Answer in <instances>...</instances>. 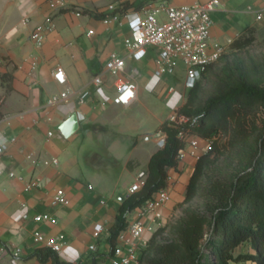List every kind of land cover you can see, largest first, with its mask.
Returning <instances> with one entry per match:
<instances>
[{"label":"crops","instance_id":"obj_1","mask_svg":"<svg viewBox=\"0 0 264 264\" xmlns=\"http://www.w3.org/2000/svg\"><path fill=\"white\" fill-rule=\"evenodd\" d=\"M163 1L180 6L209 0H66V6L59 9H52L50 0H0V145H7L0 153V248H4L0 264H56L53 257L40 259L38 255L49 241L62 244L61 253L56 255L67 264H111L109 229L122 199L131 194L137 174L146 171L150 157L159 149L157 135L151 131L185 103L188 90L185 70L183 77L156 76L157 48L148 47L142 60L127 59L125 76H133L137 84L136 101L127 107L114 104L115 79L106 75L103 84L95 86L93 78L104 69L111 52L127 56L123 42L129 27L127 18L106 27L103 17L95 15L107 14L108 5L115 3L117 10L130 17L140 11L135 10L137 6ZM219 1L211 14V42L228 49L246 27L264 32V0ZM48 16L53 18L55 29L46 32L45 44L37 48L31 32ZM24 17L29 18L26 24ZM90 30L94 31L91 36ZM181 65L178 62L176 71L184 68ZM57 66L65 70V86L54 80L52 73ZM9 82L12 88L7 91ZM64 91L70 96L52 108L53 121L48 123L41 107ZM85 91L89 95L81 101ZM154 93L167 102L165 118L145 106L143 99L158 107L148 99ZM140 108L144 109L142 114L137 112ZM73 113L83 114L85 120L67 138L60 125ZM49 130L53 131L50 138ZM143 136L151 145L147 149H140ZM121 142L129 149L125 157L116 150ZM52 158L59 159L58 165L43 163ZM193 164L189 159L168 170L164 224L179 216ZM10 172L16 177H10ZM33 179L39 181V187L25 191L24 182ZM59 188L66 191L69 206L52 204ZM22 203L27 204L26 219ZM39 214L48 215L50 220H35ZM136 217L137 211L129 221ZM96 224L103 225L98 237L93 234ZM36 232L44 242L36 239ZM152 233L148 224L145 239L149 241ZM92 244L96 251L90 250ZM11 247L22 250L19 257L9 254Z\"/></svg>","mask_w":264,"mask_h":264},{"label":"trees","instance_id":"obj_2","mask_svg":"<svg viewBox=\"0 0 264 264\" xmlns=\"http://www.w3.org/2000/svg\"><path fill=\"white\" fill-rule=\"evenodd\" d=\"M256 40V29L246 27L177 109L190 118L185 126L190 134L231 130L230 152L216 143L194 163L181 214L152 233L140 253L142 264H264V54L250 53ZM6 88L11 90L10 82ZM157 131L166 133L165 145L150 157L144 186L122 199L109 229L111 250L130 215L168 186V170L177 167L185 148L180 129L168 120ZM38 255L67 264L47 247Z\"/></svg>","mask_w":264,"mask_h":264},{"label":"built area","instance_id":"obj_3","mask_svg":"<svg viewBox=\"0 0 264 264\" xmlns=\"http://www.w3.org/2000/svg\"><path fill=\"white\" fill-rule=\"evenodd\" d=\"M220 5L219 0H209L206 2H194L192 4H184L180 6L171 5L166 1L159 3H148L141 8L139 12L128 17L126 13H121L116 8L115 3L108 5V13L102 18V22L106 27H110L114 23H118L123 18H127L129 27V35L124 38L123 46L127 52V56L113 51L105 64L104 69L93 78L95 86H101L104 77L109 75L115 79L116 95L112 102L117 105L130 106L137 99V84L133 76L126 75L127 59L135 61L142 60L148 47L157 48V69L156 76L176 73L178 62H181L185 70L184 86L186 90L193 88L201 79L204 70L210 64L221 59L228 49L219 44L211 42V30L213 20L211 17ZM66 6V0H50L52 9H59ZM80 16V13H77ZM262 14L258 15L261 18ZM29 18L24 17L23 23H28ZM55 23L51 16L45 18L44 24L36 26L30 35L31 40L37 48H41L46 41V32L53 31ZM94 34L93 30L88 31V35ZM2 32L0 31V38ZM36 63L33 64L35 69ZM54 80L59 85L67 84V77L63 67L57 66L52 73ZM174 88H170L173 92ZM89 95L88 91L81 94L80 100H85ZM70 96L69 91H64L59 95H53L47 104L41 107L48 123L53 121L52 108L59 102L66 101ZM178 109V108H177ZM175 109L167 119L174 127L180 129L179 137L185 142V148L179 153L177 162L184 164L189 159L194 163L203 155L214 150L218 143L221 133L211 135L209 137H199L190 134L185 126L190 122V118L183 115ZM79 121H84L85 116L77 113ZM53 136V131H48V137ZM166 133H157V145L159 148L164 147L166 142ZM7 149V145H0V153ZM33 155H28L31 159ZM43 163L58 165L59 159H45ZM177 165V166H178ZM194 165V164H193ZM2 173L0 169V174ZM10 177H16L14 172L9 173ZM147 177L146 171H140L137 174L136 182L131 186L130 192L139 191L145 184ZM20 181L23 178L17 176ZM39 187L37 179L24 182V190L31 191ZM92 188V185H89ZM169 182L168 186L155 193L154 197L137 210V217L130 221L128 227L124 229L118 236L117 245L111 250V264H142L140 260L141 250L147 245L148 240L144 237V231L149 224L150 229L154 232L163 226L162 209L169 199ZM53 205L69 206L70 200L64 189H57L52 197ZM22 217H28L27 204L22 203ZM50 220L48 215L39 214L35 216V220ZM103 230L102 224H96L93 230L95 237H98ZM36 239L44 242V238L35 233ZM46 246L55 253H61L62 244L49 241ZM9 254L19 257L22 250L18 247L7 249ZM90 250L96 251L95 244L90 246ZM4 248H0V254Z\"/></svg>","mask_w":264,"mask_h":264},{"label":"rangeland","instance_id":"obj_4","mask_svg":"<svg viewBox=\"0 0 264 264\" xmlns=\"http://www.w3.org/2000/svg\"><path fill=\"white\" fill-rule=\"evenodd\" d=\"M256 37H257L256 43L250 49V53L253 54L255 57L260 55V54H262V55L264 54V32H261V33L256 32ZM181 66H183V65H181ZM183 70H184V68H181V71H179V72L176 71L175 75H179V76L183 77L184 76ZM170 81H172V80H170ZM148 99H150L153 102V104L158 105V107L157 108L154 107L153 105L147 103L146 99H143V100H145V106H147V108L149 110H153L154 112L163 113V115H161V118H165L167 116V113L169 112V108L167 107V102L162 97L159 98V96H157L156 93L150 94V98L148 97ZM143 110L144 109L140 108L137 110V112L139 114H142ZM144 114H145V112H144ZM258 116L261 117V113H259ZM152 124H155V123H152ZM257 125L261 127L262 123L258 120ZM153 128L154 129L151 132L155 133L157 135V133L155 131L158 128V125H155ZM142 134H145V133H142ZM231 135H232L231 130H229L225 133H221L220 139L218 141L219 149L223 150L224 148L225 149L228 148L226 150L230 152V147H229L230 144L229 143H230ZM145 141L146 140L144 139V136H143V138L140 140V143H141L140 149L142 147L144 149H147L149 146H151L150 144H147V142H145ZM116 150H117L118 154L125 157L126 153H128L129 149L126 148V145L121 142L119 147ZM140 154H141V152H140ZM181 211H182V209L180 207V211H179L178 215L181 214ZM243 249H244V251L248 250L246 247H244ZM246 264H251V263H246Z\"/></svg>","mask_w":264,"mask_h":264},{"label":"water","instance_id":"obj_5","mask_svg":"<svg viewBox=\"0 0 264 264\" xmlns=\"http://www.w3.org/2000/svg\"><path fill=\"white\" fill-rule=\"evenodd\" d=\"M78 114H71L61 125L60 130L65 137H70L79 128Z\"/></svg>","mask_w":264,"mask_h":264}]
</instances>
